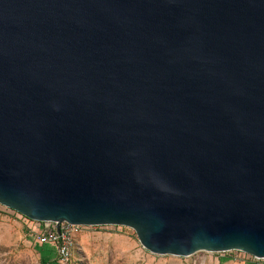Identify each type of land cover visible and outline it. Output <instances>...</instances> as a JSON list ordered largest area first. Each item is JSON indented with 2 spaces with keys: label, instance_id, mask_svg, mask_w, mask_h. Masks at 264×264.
<instances>
[{
  "label": "water",
  "instance_id": "95a60500",
  "mask_svg": "<svg viewBox=\"0 0 264 264\" xmlns=\"http://www.w3.org/2000/svg\"><path fill=\"white\" fill-rule=\"evenodd\" d=\"M0 205L264 260V0H0Z\"/></svg>",
  "mask_w": 264,
  "mask_h": 264
},
{
  "label": "rangeland",
  "instance_id": "374dc122",
  "mask_svg": "<svg viewBox=\"0 0 264 264\" xmlns=\"http://www.w3.org/2000/svg\"><path fill=\"white\" fill-rule=\"evenodd\" d=\"M0 206V264H54L42 260L40 248L28 242L26 227ZM237 251L197 252L189 257L157 256L140 245L136 233L120 226H85L75 238L70 264H253ZM246 261V262H244ZM254 264H264V260Z\"/></svg>",
  "mask_w": 264,
  "mask_h": 264
},
{
  "label": "built area",
  "instance_id": "2783aa9c",
  "mask_svg": "<svg viewBox=\"0 0 264 264\" xmlns=\"http://www.w3.org/2000/svg\"><path fill=\"white\" fill-rule=\"evenodd\" d=\"M1 206V205H0ZM3 207V206H1ZM6 208V207H3ZM8 209V208H6ZM16 215L23 217L17 212L8 209ZM31 224L34 225L33 228V240L36 244L41 246L53 245L56 249V260L54 264H70L72 251L75 247V238L81 233L83 226L72 225L67 222H35L31 221L25 217ZM240 253L243 257L247 258L251 263L259 261L258 259L250 256L248 254ZM246 262V261H244Z\"/></svg>",
  "mask_w": 264,
  "mask_h": 264
},
{
  "label": "crops",
  "instance_id": "0c3cea01",
  "mask_svg": "<svg viewBox=\"0 0 264 264\" xmlns=\"http://www.w3.org/2000/svg\"><path fill=\"white\" fill-rule=\"evenodd\" d=\"M7 212V211H6ZM7 215L10 217H13V219L17 222H20V224L23 227H26L25 231H26V238L28 240V242L33 243L34 246H38L40 248V257L42 258V260H45V262H49V261H55L56 260V249L55 246L53 245H48V246H41L38 245L34 242L33 240V228L34 225L31 224L28 220L24 219L23 217H20L18 215H16L15 213L8 211Z\"/></svg>",
  "mask_w": 264,
  "mask_h": 264
},
{
  "label": "trees",
  "instance_id": "16d2710c",
  "mask_svg": "<svg viewBox=\"0 0 264 264\" xmlns=\"http://www.w3.org/2000/svg\"><path fill=\"white\" fill-rule=\"evenodd\" d=\"M71 261H72V257H71ZM254 264V263H253Z\"/></svg>",
  "mask_w": 264,
  "mask_h": 264
}]
</instances>
